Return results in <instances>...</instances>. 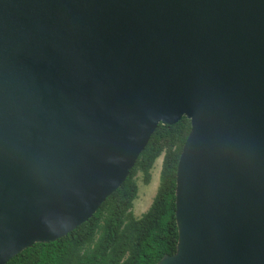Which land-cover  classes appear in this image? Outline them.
Instances as JSON below:
<instances>
[{
    "label": "water",
    "instance_id": "95a60500",
    "mask_svg": "<svg viewBox=\"0 0 264 264\" xmlns=\"http://www.w3.org/2000/svg\"><path fill=\"white\" fill-rule=\"evenodd\" d=\"M183 117L157 264H264V0H0V264L91 219Z\"/></svg>",
    "mask_w": 264,
    "mask_h": 264
},
{
    "label": "trees",
    "instance_id": "16d2710c",
    "mask_svg": "<svg viewBox=\"0 0 264 264\" xmlns=\"http://www.w3.org/2000/svg\"><path fill=\"white\" fill-rule=\"evenodd\" d=\"M190 122L182 118L152 134L128 177L86 223L64 238L35 244L7 264H157L175 253V178ZM163 155L156 194L148 210L135 218L131 212L138 195L137 175L151 181V169Z\"/></svg>",
    "mask_w": 264,
    "mask_h": 264
},
{
    "label": "rangeland",
    "instance_id": "374dc122",
    "mask_svg": "<svg viewBox=\"0 0 264 264\" xmlns=\"http://www.w3.org/2000/svg\"><path fill=\"white\" fill-rule=\"evenodd\" d=\"M162 160L163 155L155 161L151 169V181L148 185L143 183L141 174L137 175L136 181L138 186V195L133 202L131 210L135 218H140L148 210L152 203L159 183V173L161 170Z\"/></svg>",
    "mask_w": 264,
    "mask_h": 264
}]
</instances>
